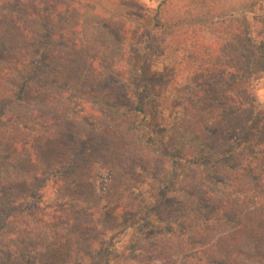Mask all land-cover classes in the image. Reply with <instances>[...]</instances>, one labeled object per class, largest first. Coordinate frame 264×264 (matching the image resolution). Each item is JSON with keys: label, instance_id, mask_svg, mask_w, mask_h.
<instances>
[{"label": "trees", "instance_id": "1", "mask_svg": "<svg viewBox=\"0 0 264 264\" xmlns=\"http://www.w3.org/2000/svg\"><path fill=\"white\" fill-rule=\"evenodd\" d=\"M38 1L32 0L30 7V3L23 5L25 0H0V14L14 28L30 20L42 29L32 36L30 27L24 26L23 42L13 49L0 41V101L4 102L0 104V183L24 184L20 173L32 160L39 162L21 194L23 206L11 205L15 199L11 188L0 190L7 211L4 218L10 217L12 210H26L30 195L55 179V185L61 183L55 191L59 213L55 219L67 230L78 231L81 243L85 237L93 239L88 240L87 248L95 243L96 250L106 253L108 236L120 226L116 223L119 217L111 222L115 212L137 216L145 205L139 193L143 182L159 180L170 169L179 171L183 179L176 177L173 186L164 185L169 194L156 203L155 216L164 228H173L162 229L149 245L147 241L146 248H138V253L151 256L148 260L131 255L114 264H123V260L127 264H264V107L255 109L250 90V73L264 53V20L252 40L246 36L245 20L226 17L220 12L219 0H188L189 4L180 8L177 0H161L151 11L152 28L146 32L144 44L147 56L174 65V75L167 81L148 84L151 93L170 95L175 102L176 119L168 129L171 143L163 156L139 141L132 129L131 109L122 112L129 108L124 103L127 99L133 103L129 96L138 100L134 88L140 79L134 69L133 49L122 37L117 38L127 21L94 14L90 25L78 27L76 22L69 29L59 22V32H53L49 14L41 10L44 6ZM119 23L121 28L115 29ZM65 32L69 35L64 36ZM53 42L63 49L70 44L74 54L69 58L61 51L55 54V47L50 52ZM82 45L87 46V52L77 51L83 50ZM42 53L45 59L40 63ZM79 55L80 61L90 62L80 83L66 74L70 70L80 75ZM47 61L56 69L48 70ZM32 85L40 93L37 101L42 94L46 99L63 100L62 111L64 108L69 118L88 125L87 133L55 132L58 125L52 119L36 124L24 115L8 116L10 104L6 103L26 101ZM68 86L72 93L82 89L111 108L69 96ZM7 98L9 102L4 101ZM133 107L141 110L137 102ZM111 110L114 114L109 115ZM97 116L105 118L97 123ZM99 139L115 141L100 145L107 162L98 167V176L107 173L111 186L95 197L91 208L90 200L82 197L83 190L91 187V168L95 167V163L89 164L86 152L95 153ZM218 185L227 187V192L217 194ZM111 207L113 211L108 212ZM69 208L75 213L66 214L64 210ZM95 217L101 222L95 223ZM93 224L100 231L91 237Z\"/></svg>", "mask_w": 264, "mask_h": 264}, {"label": "rangeland", "instance_id": "2", "mask_svg": "<svg viewBox=\"0 0 264 264\" xmlns=\"http://www.w3.org/2000/svg\"><path fill=\"white\" fill-rule=\"evenodd\" d=\"M25 1L23 5L27 6L30 3V7H32V0ZM160 1L161 0H50L47 2L46 0V3H44L43 0H39L37 4L41 2V5L44 6L41 10H44V13L47 12L46 15L49 14L48 22L51 27H54L53 32H59L57 29V24L59 22L63 24L62 26H66L69 29L70 26H73L76 22H79L78 27H81L82 24H88V22L90 25L93 16H95L94 14H102L107 17L115 15L127 21L123 28H121L122 23H119L115 28H121L122 35H119L117 38L122 37V41L125 42L126 46L133 49L136 60L134 69L140 73V79H138V84H136L134 88L138 100L129 96L128 98H131L133 103H129L130 99H127L124 103L127 104L129 108L122 112L125 113L127 110L130 112L131 109V112L134 113L133 118L130 119L131 125L139 141H141L144 146L165 156L169 151L168 145L171 143V135L168 133V129L176 119V114L174 113L175 102L170 95H155L151 93L148 84L151 82L162 83L167 81L174 75V73L171 74L174 65L171 61L167 62L166 60H154L149 58L147 56L148 51H146L144 45L146 44L147 36L145 34L152 28L151 11ZM219 1L221 5L219 6L220 12H223L226 17L243 18L245 20L243 26H245L246 36L254 40V30L260 28L264 20V0ZM177 2L179 8L189 4L188 0H177ZM57 3L60 5L56 9ZM18 19H20V16ZM26 25L30 27L29 30L32 32V36H37L38 33L42 32L38 22L25 20L20 26L17 25L19 28H14L10 20H8L5 15L1 16L0 14V41H5L7 48H15L18 42H23L21 33L23 27ZM67 35L69 34L65 32L64 36ZM70 46V44L66 43L63 49V47L53 42L50 52H52L55 47V54L61 51L69 58L74 54V50L70 49ZM80 48L83 50L77 51H88L86 45H82ZM7 57L10 59L9 56ZM78 57L80 75L78 76L70 70L66 74L73 78H77L80 83L83 80L84 73L89 69L90 62H82L80 61V55ZM43 59H45V57L42 53L40 56V63ZM49 64L50 62L47 61L46 65H48V67L46 66V68L48 70L53 71L56 69L53 64L52 66H49ZM255 67L254 71L250 73V90L253 93L255 109H258L264 107V53ZM90 76L93 77V74H90ZM36 90L37 87L32 85V89L29 90V93L26 95V101L36 100L40 96V93L38 94ZM66 90L69 92L71 91V95L69 96H80L89 101L90 104H97L99 107L103 108H111L105 101L94 99V97L82 89L76 88V92L72 93V88L68 86ZM4 101L9 102V99L7 98ZM26 101L23 103L14 102L13 104L5 102L7 105L10 104L7 107V115H24L31 118L36 124H41L47 119H52L54 120L52 123L58 125L54 126L55 132L61 133L69 129L77 136L81 133H87L90 128L83 122H77L73 118H69L65 109L63 108V111L61 109L63 102L61 99H46L44 94H42L38 101ZM135 102L138 103L141 110L134 109L133 106ZM3 103L4 102L0 101V104ZM64 103L66 108L67 102ZM1 108H3V105H1L0 111ZM113 110L116 113V109ZM117 111H120L119 108ZM108 114L112 115L114 113L111 110ZM102 118H105V116L95 117V122L98 123V120ZM114 142V140L107 142L103 139H99L95 141V153L91 151L86 152L89 164L92 165L95 163V167L91 168L94 173L91 187L87 186L82 193L84 200H90L89 202L92 203V205H90L91 208H94L96 202L95 197H98L104 188H110L111 186L107 173H100V176H98V167L107 162L105 155L100 151V145L105 143L113 144ZM91 154L94 155L91 156ZM52 160H55V158ZM34 161L35 160H32V162L26 166V171L20 173V176H22L21 179L25 180L24 184H22L23 181H16L14 184H7L4 181L0 183L1 191L6 190V188L7 190L11 188L10 195H15V199L12 200L14 203L11 205H14L16 208L23 206L21 203V194H23L27 188V178L32 171H34L33 169L39 166V162ZM109 164H113L112 160H109ZM17 174L12 175L13 179ZM178 175L179 171L174 172L169 169L167 172H163L162 175H160L161 177L159 180L150 179L143 182L139 189V193L144 199L145 205L141 206V211L137 216H123V214H120L118 211L115 212L111 222L117 219L115 217H119L116 223L121 227L119 226L117 231L113 232V235L111 233V235L108 236L109 250L106 253L96 250L95 243L93 247L87 248L86 243L89 246L88 240L93 239H87L90 237H83L85 243H81V241H78L80 236L78 231L71 229L67 230L55 219L59 217L55 191L59 184H61L55 185V179L47 181L46 186L41 191L30 195L27 206L29 211H27V209L24 211L16 210L17 212L12 210L10 217L8 216L6 219L4 218V212L6 211L4 209L5 198L3 194H0V264H114L120 257L123 258L125 256V258H129L131 255H136L137 258L148 260L151 256L147 255L148 253H138V248H146L147 241H149V245V243L152 242V238H154L152 236L162 229L171 230L173 228L172 225H167L164 228L158 221V217L155 216V210H157L156 203L159 199L165 196V194H169L168 190L164 189V185L166 187L173 186L171 183L175 181L174 178L176 177H179L177 180L183 179L182 176ZM216 188L218 190L217 194H220V192H227L228 190L227 187L222 185H218ZM75 191L76 190H71L70 192L74 193ZM110 200H113V198H110ZM129 203L132 204V200H129ZM46 206L47 209H44ZM113 208L114 207L109 208L108 212H112ZM80 210L85 212L82 207ZM64 212H66V214H74L75 209L71 210V208H69L68 211L64 210ZM126 219L128 220L124 221ZM96 222H101V220L95 217V223ZM132 222H135V224L132 227L128 226ZM91 227L90 236L93 237L100 230H95L94 224ZM159 227H161L160 230ZM48 246H52L50 251L47 250ZM40 247L43 249H40ZM127 248H130V251H126L125 249ZM127 262L128 261L123 260L122 263L127 264ZM129 262L132 264L133 261Z\"/></svg>", "mask_w": 264, "mask_h": 264}]
</instances>
